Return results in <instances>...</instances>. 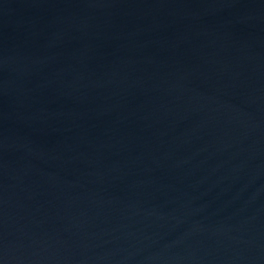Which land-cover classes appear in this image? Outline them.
Instances as JSON below:
<instances>
[{"label":"water","instance_id":"obj_1","mask_svg":"<svg viewBox=\"0 0 264 264\" xmlns=\"http://www.w3.org/2000/svg\"><path fill=\"white\" fill-rule=\"evenodd\" d=\"M0 264H264V0H0Z\"/></svg>","mask_w":264,"mask_h":264}]
</instances>
